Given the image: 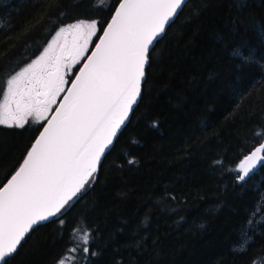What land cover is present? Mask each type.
Instances as JSON below:
<instances>
[{"label": "trees", "instance_id": "trees-1", "mask_svg": "<svg viewBox=\"0 0 264 264\" xmlns=\"http://www.w3.org/2000/svg\"><path fill=\"white\" fill-rule=\"evenodd\" d=\"M119 3L0 0V103L61 27L96 21L95 43ZM145 72L89 183L6 264H264V165L236 171L264 143V0H189ZM41 129L0 125V187Z\"/></svg>", "mask_w": 264, "mask_h": 264}, {"label": "snow or ice", "instance_id": "snow-or-ice-1", "mask_svg": "<svg viewBox=\"0 0 264 264\" xmlns=\"http://www.w3.org/2000/svg\"><path fill=\"white\" fill-rule=\"evenodd\" d=\"M183 3L120 0L95 51L46 125L42 121L68 83L64 61L70 57L73 65L80 62L97 34V22L61 27L37 59L6 80L0 125L24 128L34 118L43 131L18 171L0 187V264L17 252L34 226L61 214L89 183L141 95L154 44ZM67 35L73 36L72 46L65 41L57 51L60 37ZM261 153L264 144L240 162L236 169L242 173L240 180L264 161ZM79 239L83 251L89 252V233Z\"/></svg>", "mask_w": 264, "mask_h": 264}, {"label": "flooded vegetation", "instance_id": "flooded-vegetation-1", "mask_svg": "<svg viewBox=\"0 0 264 264\" xmlns=\"http://www.w3.org/2000/svg\"><path fill=\"white\" fill-rule=\"evenodd\" d=\"M98 34V31H97ZM94 36L89 44L88 50L85 53V55L80 59V62L78 64L73 65L71 58H66L64 63H65V67H64V73H65V79L68 81L67 84H65L64 88L65 91L62 92L58 97H57V102L56 104L52 105L51 111L47 114L46 119L43 121L44 123L48 120V118L53 114V112L55 111L57 105L59 104L60 100L62 99L63 95L65 94L67 88L69 87L70 83L72 82V80L74 79V77L76 76L77 72L79 71V69L81 68L82 64L85 62V60L87 59V57L89 56V54L91 53V51L93 50L95 44L97 43L98 39L96 40V42L94 43L96 37ZM65 41H67V45L69 47L72 46V42H73V36L71 35H67L66 37L63 36L62 37V42L58 45L57 47V51H59L60 47H62L65 44ZM32 63V62H31Z\"/></svg>", "mask_w": 264, "mask_h": 264}, {"label": "water", "instance_id": "water-1", "mask_svg": "<svg viewBox=\"0 0 264 264\" xmlns=\"http://www.w3.org/2000/svg\"><path fill=\"white\" fill-rule=\"evenodd\" d=\"M189 0H184V3L182 4V6H181V8L178 10V12H177V15H178V13L183 9V7H184V5L188 2ZM177 15L174 17V19L172 20V21H170V23L166 26V29H167V27L175 20V18L177 17ZM111 20H112V18L110 19V21H109V23L111 22ZM108 23V24H109ZM107 24V25H108ZM107 27V26H106ZM105 27V28H106ZM166 29H165V31H166ZM165 33V32H164ZM164 33L163 34H161V36H160V38L164 35ZM103 35V32H102V34L100 35V36H102ZM159 38V39H160ZM158 39V40H159ZM99 43V39H98V41H97V43L96 44H98ZM95 44V45H96ZM156 44V43H155ZM155 44H154V46H155ZM153 46V47H154ZM153 49V48H152ZM93 51H95V46H94V48H93V50L91 51V53L89 54V56L92 54V52ZM85 63H87V59L85 60V62L82 64V66H81V68L79 69V71L77 72V74H76V76H78L79 74H80V70L84 67V64ZM147 67V66H146ZM145 71H146V68H145ZM145 75H146V72H145ZM76 76L74 77V79L72 80V82L76 79ZM144 81H145V78H144V80L142 81V84H141V94H142V85H143V83H144ZM72 82L70 83V85H69V87L67 88V90H66V92H65V94L63 95V97H62V99L60 100V102H59V104L57 105V107H56V109L57 108H59V106H60V104L63 102V98H64V96H66L67 94H68V89L69 88H71V85H72ZM140 98H141V95H140V97L138 98V100H137V103L133 106V109L136 107V105L138 104V102H139V100H140ZM56 109H55V111L53 112V114L48 118V120L49 119H51L52 118V116L53 115H55V112H56ZM133 109H132V111H133ZM132 111L129 113V117H128V119L125 121V124L124 125H122V127H121V129L118 131V133H117V136L113 139V143L108 147V149H106V151H105V153H104V155L102 156V158H101V162H102V160H103V158H104V156L106 155V153L111 149V147L113 146V144H114V142H115V140H116V138L118 137V135L120 134V132L122 131V129L125 127V125L128 123V121H129V119H130V117H131V114H132ZM46 123H47V121L44 123V125H46ZM43 131V127H42V129H41V131H40V133ZM40 133H39V135H40ZM39 135L37 136V138L36 139H38L39 138ZM35 142V141H34ZM34 144V143H33ZM262 144H264V143H262ZM262 144H260V145H258L257 147H260ZM33 146V145H32ZM31 146V147H32ZM256 147V148H257ZM256 148H254L253 150H252V152L253 151H255V149ZM31 149V148H30ZM30 151V150H29ZM252 152H250L248 155H250ZM247 155V156H248ZM261 155H264V153H261ZM246 156V157H247ZM25 158H26V156H25ZM24 158V159H25ZM23 162V161H22ZM100 162V163H101ZM22 164V163H21ZM100 165V164H99ZM99 165H98V167H99ZM264 165V161H261V162H259L258 164H257V166H256V168L253 170V171H251L250 173H249V175L247 176V177H245V179L244 180H241L242 182H245V181H247L249 178H251L257 171H259V169L262 167ZM21 166V165H20ZM19 166V167H20ZM19 167H18V169H19ZM18 169L16 170V171H18ZM15 171V172H16ZM15 172H14V174H15ZM13 174V175H14ZM242 173H240V175H241ZM11 178V177H10ZM9 178V179H10ZM7 183V182H6ZM5 183V184H6ZM3 187V186H2ZM53 218H51L50 220H52ZM49 220V221H50ZM48 222V221H47ZM47 222H42L41 224H45V223H47ZM36 226H34V228H35ZM28 235V234H27ZM26 235V236H27ZM26 238V237H25ZM22 243V242H21ZM18 248H19V246H18ZM7 259V258H6Z\"/></svg>", "mask_w": 264, "mask_h": 264}, {"label": "rangeland", "instance_id": "rangeland-1", "mask_svg": "<svg viewBox=\"0 0 264 264\" xmlns=\"http://www.w3.org/2000/svg\"><path fill=\"white\" fill-rule=\"evenodd\" d=\"M85 22H88V21H85ZM89 22H91V21H89ZM97 26H98V24H97ZM58 31H59V30H58ZM58 31H57V32H58ZM57 32H56V33H57ZM55 37H56V34H55V35L52 37V39L49 41L48 45L52 42V40H53ZM62 37H63V36H62ZM62 37H60V39H59V44L62 42ZM92 38H93V37H92ZM59 44H58V45H59ZM48 45H47V46H48ZM47 46H46L45 48H47ZM45 48H44V49H45ZM43 52H44V50L42 51V53H43ZM42 53H41V54H42ZM41 54H40V55H41ZM40 55H39V56H40ZM39 56H38V57H39ZM38 57H37V58H38ZM37 58H35V59H37ZM35 59H34V60H35ZM34 60H33V61H34ZM33 61H32V62H33ZM2 102H3V99H2V101H1V103H2ZM46 117H47V116H46ZM29 119H31V120H33V121L35 122L34 118H29ZM42 122H43V121H42ZM71 259H72V256H71V255H68V256L64 259V264H68V263L70 262L69 260H71Z\"/></svg>", "mask_w": 264, "mask_h": 264}, {"label": "bare ground", "instance_id": "bare-ground-1", "mask_svg": "<svg viewBox=\"0 0 264 264\" xmlns=\"http://www.w3.org/2000/svg\"><path fill=\"white\" fill-rule=\"evenodd\" d=\"M148 64H149V63H148ZM147 66H148V65H147ZM146 68H147V67H146ZM85 186H86V185H85ZM75 198H76V197H75ZM72 200H73V199H72ZM72 200H71V201H72ZM65 207H66V206H65Z\"/></svg>", "mask_w": 264, "mask_h": 264}]
</instances>
